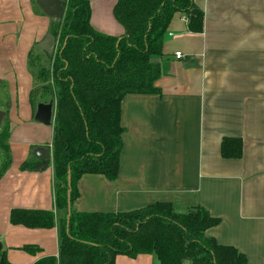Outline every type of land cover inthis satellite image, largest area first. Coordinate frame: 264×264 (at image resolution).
Returning a JSON list of instances; mask_svg holds the SVG:
<instances>
[{"label": "crops", "instance_id": "obj_1", "mask_svg": "<svg viewBox=\"0 0 264 264\" xmlns=\"http://www.w3.org/2000/svg\"><path fill=\"white\" fill-rule=\"evenodd\" d=\"M117 1L91 0L94 28L124 34L114 16ZM194 2L203 31L191 32L185 15L175 14L163 35V55L154 58L162 68L159 91L122 101L118 177L83 175L72 206L78 212H128L159 201L186 211L203 206L220 219L209 236L244 253L247 264H264V0ZM51 22L35 0H0V109L10 151L0 176V239L13 264L58 257L60 224L68 214L55 202L54 124L37 122L31 101L36 82L29 53L41 46ZM193 58L197 63L187 65ZM224 137L242 138L241 158L222 156ZM40 148L50 150L48 167L21 169ZM13 208L51 210L56 224L13 225ZM26 245L41 250L31 253L22 249ZM116 264L159 261L152 254L118 255Z\"/></svg>", "mask_w": 264, "mask_h": 264}, {"label": "trees", "instance_id": "obj_2", "mask_svg": "<svg viewBox=\"0 0 264 264\" xmlns=\"http://www.w3.org/2000/svg\"><path fill=\"white\" fill-rule=\"evenodd\" d=\"M61 19L51 23L58 48L51 56L33 47L28 65L35 80L31 91L34 106L55 101L52 161L55 202L67 211L68 171L71 200L83 175L101 174L109 180L119 175L123 145L122 101L129 94L159 91L162 75L155 57L163 55V35L175 14L188 19L191 32L203 31L204 16L194 0H118L114 16L123 26L122 36L101 32L91 24V0H64ZM194 9L200 12L191 17ZM66 45L63 48L64 43ZM9 124L0 133V176L10 163ZM243 140L224 137V158H241ZM49 160L31 155L21 169H45ZM172 202L159 201L128 212H78L73 209L60 224L59 256H46L33 264H116L118 255L132 258L155 255L159 264H247L244 253L220 244L207 231L220 219L198 206L178 213ZM13 225L52 228L55 213L44 209L13 208ZM36 253L40 247L26 245ZM2 264H13L6 256Z\"/></svg>", "mask_w": 264, "mask_h": 264}, {"label": "water", "instance_id": "obj_3", "mask_svg": "<svg viewBox=\"0 0 264 264\" xmlns=\"http://www.w3.org/2000/svg\"><path fill=\"white\" fill-rule=\"evenodd\" d=\"M36 4L39 6V8L51 18V21L54 19H61L65 13L66 10V2L64 0H35ZM200 11L198 9H194L191 13V17H193L195 14H198ZM52 23V22H51ZM66 45V42L63 45V48L61 49L60 53H62L64 47ZM41 47L51 56H53L56 53V38L51 33V30H49L47 36L45 39L41 42ZM197 63V59L193 58L191 61L187 64H195ZM55 113V101L53 99H50L48 102H38L36 107V113H35V120L39 123H43L45 125H52L54 124V114ZM6 117V111L3 109H0V133L3 127V123ZM37 156L41 160H49L51 157L50 150L40 148L36 151ZM0 168H1V160H0ZM68 205H67V230H69L70 225V217L72 213V200H71V170L68 171ZM178 213H186V210L177 209ZM5 257V253L3 250V242L0 239V264L3 263Z\"/></svg>", "mask_w": 264, "mask_h": 264}, {"label": "rangeland", "instance_id": "obj_4", "mask_svg": "<svg viewBox=\"0 0 264 264\" xmlns=\"http://www.w3.org/2000/svg\"><path fill=\"white\" fill-rule=\"evenodd\" d=\"M34 48H35V51H39V49H40L39 43L38 44H35V47ZM56 48H58L57 42H56ZM56 51H57V49H56ZM3 153H4V150L0 148V154H3Z\"/></svg>", "mask_w": 264, "mask_h": 264}, {"label": "built area", "instance_id": "obj_5", "mask_svg": "<svg viewBox=\"0 0 264 264\" xmlns=\"http://www.w3.org/2000/svg\"><path fill=\"white\" fill-rule=\"evenodd\" d=\"M185 19L188 20L186 17H185ZM175 57H176L177 59H181V58L184 57V54H183L182 52H176V53H175Z\"/></svg>", "mask_w": 264, "mask_h": 264}]
</instances>
